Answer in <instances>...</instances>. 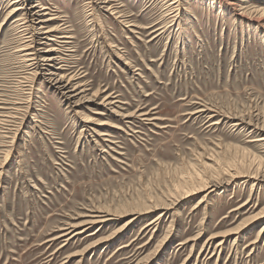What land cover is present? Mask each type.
Instances as JSON below:
<instances>
[{
    "label": "rangeland",
    "instance_id": "obj_1",
    "mask_svg": "<svg viewBox=\"0 0 264 264\" xmlns=\"http://www.w3.org/2000/svg\"><path fill=\"white\" fill-rule=\"evenodd\" d=\"M173 1L28 0L71 37L33 76L16 52L25 20L0 0V264H264V216L246 221L264 180L160 208L218 168H264V22L236 11L264 0ZM47 73L81 88L68 98ZM95 208L116 216L57 238Z\"/></svg>",
    "mask_w": 264,
    "mask_h": 264
},
{
    "label": "bare ground",
    "instance_id": "obj_2",
    "mask_svg": "<svg viewBox=\"0 0 264 264\" xmlns=\"http://www.w3.org/2000/svg\"><path fill=\"white\" fill-rule=\"evenodd\" d=\"M19 1H21L19 4H21L22 6L18 7L17 4H15V6H13L14 3L19 2ZM178 1L179 0H174L172 4L178 3ZM214 1H218L219 3L222 4V6H225V5L226 6L227 5L236 6V4L234 3L233 0H214ZM245 1H247V0H242L243 3H245ZM10 2L11 3H8L10 9L8 10L7 17L11 18L16 13H21L22 16L20 17V19L16 20V23H18L20 20H25V21L21 22V23H23L22 25H21V23L17 24L19 28H22V26L24 28V29H21L19 31V33L27 32L25 34L23 33L21 42L17 45L18 48L16 49V52L20 55V58H22L23 62L28 64V66H31V68H30V70H31L30 72L31 73L30 74L35 76L36 74H38V70H40L41 67L43 68V65H46V63L49 64V65H47V67H48V66H51L53 63H55L54 60L56 61V59H61L59 57H55L53 55V53H49V52H55L56 51L55 54L56 53L57 54L60 53L62 51L61 47L66 42L64 38H71V37L68 34V32L62 33L61 35L59 34L57 36L58 39H55L54 37H52L54 35V33H59L61 31H63L64 28L61 29V26H58L57 24L56 25H49V22H53V20L56 19V17L47 16V15H49V13H48L49 10L47 11V7L45 6V4H44V6L41 5V8H38L39 6H37L35 4L27 7L26 6V2L28 3V0H10ZM168 7H169V9L174 8L173 5H168ZM236 11H237V14H239V15H243V16L247 15L249 17V19H251V20H257V21H261L262 20L264 22V8H254L253 9V8L248 7V5H246V4H242V5L239 4L236 7ZM118 17H120V16H118ZM26 22H28V23H26ZM48 41H52V43L53 42L54 43L55 42H59V43H57L58 46H56V44H54L55 46H51V48H49V49H46L45 47L40 46V45H43V46L52 45V44H48ZM46 72H49V71H46ZM49 77H50L49 78V82L51 81L55 85V88L57 90H59V92H61L62 95L66 96L68 98H74L75 95L74 94L70 95V93L73 92V91L79 90L81 88L80 87L81 85H77V86L75 85L74 88L68 89V85L71 84L72 77H69L67 80H64V78H65L64 75L60 76L58 79H54L50 75H49ZM83 92H85V89L80 90V92L77 93V94L79 95V94H81ZM108 97H109V95H108ZM110 102H112V101H110ZM14 104H15V102H14ZM108 104H109V101H108ZM11 109H13V108H11ZM202 111H204V110H202ZM141 115H142V113H141ZM126 116H129V115L127 114ZM8 117H10V116H8ZM246 118L247 117L237 118V120L235 121L234 125H238L240 123H245V122H247V124H253L255 122L254 123L255 127L259 125L257 118L254 119V117H248L247 121H246ZM258 128L263 130V132H264V124H262ZM259 140L264 145V136L262 138H260ZM208 159L210 161V164L209 163H207V164L205 163L207 165V167H214L215 164L217 165V163L214 162V160L212 158H208ZM261 164H262V161L261 160L259 161V159H258V162H256L253 165H250L248 170L242 171V172H240L237 169H233V168H229V167H227V168L226 167L225 168H218V172H217L216 176L210 177L208 179H205L204 181L201 179L203 182L201 181V182H199L196 185H191V186H186L185 185V186L180 187V190L177 191V193L175 191L176 195H175V197H173V200H169L167 205H163V206L161 205L160 208H162V209L163 208H167L168 209L169 207L174 205L176 203V201H179L180 199H183V198H185V197H187V196H189V195H191V194H193V193H195V192H197L199 190H206V193L210 194L218 186H221L222 183L223 184L232 183V182H234L236 180V178H238L240 176L248 177V178H254V179H257V180H260V181L264 180V170H263L264 168H262ZM254 184L255 183H252V186ZM203 200H204V196H202V198L199 199L198 203L202 202ZM245 203L246 202L241 204L239 207H242L243 205H245ZM150 207L153 208V209H157L158 208L157 204H153ZM193 208H195V207H193ZM115 216H116L115 214H112V213H110V212H108L106 210H103V209H97V208L91 209L89 211V214L84 215L83 216L84 219H82L79 223L68 224V226L66 228H63L65 230L57 238L64 237L65 238L64 242H66L67 240H71L72 238H74L77 234L82 233L85 229L89 228L90 226H92L94 224L103 225L104 223L108 222L109 220L114 219L113 217H115ZM160 216H161V214L159 213L153 220H151L148 223H146L145 226L152 225L156 220L159 219ZM261 216H264V206L261 208V210H259L255 214L251 215L248 219H246V221L255 220V218H259ZM131 221H132V218L127 219L123 223V226L128 225ZM120 227H122V226H120ZM238 228H239V226H238ZM122 229H123V227L119 228L118 230L114 231L113 234L118 233L119 230H122ZM231 232L232 231H228L226 233L224 232L225 233L224 236L230 234ZM261 232H264V223L261 225V229H260V231H258L257 234H259ZM93 234H95V233H92L91 235H93ZM217 236H220V234L219 235L218 234L211 235L208 239L211 240L212 238H215ZM57 238H55V239H57ZM99 242H102V240L96 241V243H93V244L91 243L92 245H88L86 248H88V249L92 248L94 245L98 244ZM180 244L182 245V244H184V242H182ZM233 244H234V242H233ZM217 245L220 246L221 242H218ZM81 253L82 252H80V254Z\"/></svg>",
    "mask_w": 264,
    "mask_h": 264
}]
</instances>
